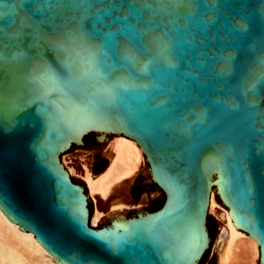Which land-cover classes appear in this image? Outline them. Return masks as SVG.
<instances>
[{"label":"water","instance_id":"95a60500","mask_svg":"<svg viewBox=\"0 0 264 264\" xmlns=\"http://www.w3.org/2000/svg\"><path fill=\"white\" fill-rule=\"evenodd\" d=\"M115 140L149 206L93 227ZM211 194L264 264V0H0L4 220L52 264H217Z\"/></svg>","mask_w":264,"mask_h":264},{"label":"bare ground","instance_id":"6f19581e","mask_svg":"<svg viewBox=\"0 0 264 264\" xmlns=\"http://www.w3.org/2000/svg\"><path fill=\"white\" fill-rule=\"evenodd\" d=\"M112 155L115 157L108 174L100 176L93 182L89 170L83 166V179L89 197L99 195L101 199H109L116 189L115 186L132 178L136 173V166L142 164L141 154L133 142L115 140V145H112ZM126 204L124 201L116 200L111 204L110 209H123L127 207ZM215 206V194H211L208 211L214 210ZM102 214L104 213L95 210L92 217L94 225ZM218 217L223 220V228L229 240L223 239L219 264H257V246L254 239L232 227L231 216L226 208L220 210ZM0 264H52L48 250H42L33 233L22 230L15 222L4 220L1 210Z\"/></svg>","mask_w":264,"mask_h":264},{"label":"rangeland","instance_id":"374dc122","mask_svg":"<svg viewBox=\"0 0 264 264\" xmlns=\"http://www.w3.org/2000/svg\"><path fill=\"white\" fill-rule=\"evenodd\" d=\"M141 166H142V164H141ZM81 170L83 171V166H81ZM85 183L86 182L83 179V185L84 186H85ZM128 183H134L133 177L122 182V183H120L118 186H115L116 189L109 199H101L100 198L101 196L98 197L99 195H97V196L91 195L90 204H91L93 214L95 213V210H99L102 213H104V214H102L101 218L98 220V222L95 225L92 223L93 226L97 227L100 223H109L110 218L115 217V216H120V215L125 216V215L131 214V213H137L139 211H144L148 208L149 204L136 203L134 205L129 204V205H127V207H125L123 209H118V210H114V211L109 210L108 211L110 204H112L114 201L120 200V199H121L120 201H123L122 199L127 200ZM215 200H216V198H215ZM125 203H127V202H125ZM111 207H112V205H111ZM223 209H225V208L217 205V201H216L215 209L214 210L210 209V212H208L209 215L211 216L210 219L221 227L224 226V223H223V220H221L218 217V214H219L220 210H223ZM215 258L217 260V264H219L220 256H215Z\"/></svg>","mask_w":264,"mask_h":264},{"label":"trees","instance_id":"16d2710c","mask_svg":"<svg viewBox=\"0 0 264 264\" xmlns=\"http://www.w3.org/2000/svg\"><path fill=\"white\" fill-rule=\"evenodd\" d=\"M90 134H92V133H90ZM90 134H88V135H90ZM88 135H86V136L84 137V141H85L84 145L79 146V147H87V137H88ZM74 146H77V145L73 144V145L71 146V148H73ZM71 148H70V149H71ZM97 157H98V156L96 155V156L94 157V159H93V162L90 164L91 171H92V173H93L94 175H99V174H101V173L107 168V166H108V164H109V161L105 160V162H103V164H102L101 166H98V165L96 164V159H97ZM72 178H73V177H72ZM73 180H74V179H73ZM136 202H138V200H136ZM152 210H154V209H152ZM91 213H92V210L90 209V215H91ZM210 218H211V216L209 215V216H208V228H209L210 235H211L212 231H211L210 224H209ZM211 237H212V235H211ZM209 247H210V246H209ZM209 250H210V248L206 250V252H205V254L203 255V257H202L201 261L199 262V264H202V263L205 261L206 257H208L209 252H210ZM214 258H215V255H212V257H211L210 260H213Z\"/></svg>","mask_w":264,"mask_h":264},{"label":"flooded vegetation","instance_id":"af4514ba","mask_svg":"<svg viewBox=\"0 0 264 264\" xmlns=\"http://www.w3.org/2000/svg\"><path fill=\"white\" fill-rule=\"evenodd\" d=\"M94 139H95V141H97L96 140V138H95V136H94ZM88 139H87V143H88ZM103 160H102V158H99V157H97V159H96V164L98 165V166H101L102 164H103ZM131 201L133 202V203H137L136 202V197L135 198H131ZM131 201H130V203H131ZM207 264H209V263H207Z\"/></svg>","mask_w":264,"mask_h":264},{"label":"crops","instance_id":"0c3cea01","mask_svg":"<svg viewBox=\"0 0 264 264\" xmlns=\"http://www.w3.org/2000/svg\"><path fill=\"white\" fill-rule=\"evenodd\" d=\"M121 200V199H120ZM123 201H125V202H127V200H125V199H122Z\"/></svg>","mask_w":264,"mask_h":264}]
</instances>
